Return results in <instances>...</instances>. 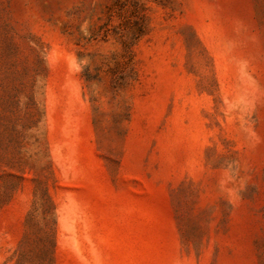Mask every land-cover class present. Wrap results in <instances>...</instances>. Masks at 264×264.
<instances>
[{
  "label": "rangeland",
  "instance_id": "374dc122",
  "mask_svg": "<svg viewBox=\"0 0 264 264\" xmlns=\"http://www.w3.org/2000/svg\"><path fill=\"white\" fill-rule=\"evenodd\" d=\"M0 264H264V0H0Z\"/></svg>",
  "mask_w": 264,
  "mask_h": 264
}]
</instances>
